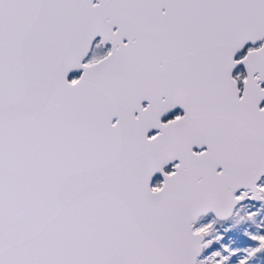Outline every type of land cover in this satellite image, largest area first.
<instances>
[{"label":"snow or ice","instance_id":"1","mask_svg":"<svg viewBox=\"0 0 264 264\" xmlns=\"http://www.w3.org/2000/svg\"><path fill=\"white\" fill-rule=\"evenodd\" d=\"M0 264H264V0H0Z\"/></svg>","mask_w":264,"mask_h":264}]
</instances>
